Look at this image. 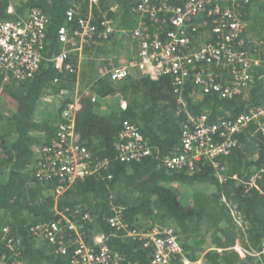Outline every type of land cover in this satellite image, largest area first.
<instances>
[{"label": "trees", "instance_id": "1", "mask_svg": "<svg viewBox=\"0 0 264 264\" xmlns=\"http://www.w3.org/2000/svg\"><path fill=\"white\" fill-rule=\"evenodd\" d=\"M69 1L80 5L83 14L88 10L89 0H13L14 11L9 12L10 0H0L1 19H14L34 8L42 10L49 19L43 50L45 58L34 77L3 87L0 83L3 100L14 103L12 115L5 119L6 131L0 130V240L2 227L9 225L11 234L23 239L26 264H70V255L56 254L50 243L32 236L29 227L37 221L53 219L56 205L58 209L79 207L94 218L88 226L89 235L102 231L108 234V243L135 264H150V249L143 248L137 240L124 237L123 231L115 234L110 226L108 218L116 203L125 206L124 220L131 227L150 225L154 221L175 225L186 257L191 260H196L204 250L206 236L211 233L214 247L207 251L203 264H264V256L241 258L234 249L238 240L246 250H257L264 241V117L254 120L237 134L243 142L242 148H235L220 158L225 165L224 180L210 163L200 162L193 172L171 170L163 163L165 157L179 151L182 125L188 113H206L211 121H216L264 105V62L251 71L252 80L246 94L233 98L202 95L195 93L193 83L188 81L181 100L174 92L170 76L139 73L114 82L100 76L89 64V71L82 79L92 82L91 90L97 100L81 95L76 129L81 142L94 157L111 160L110 168L97 178L77 180L58 197L56 179L34 176L32 133L41 131L51 140L56 133L52 120H63L62 109L74 98L76 73L59 72L49 61L61 50L58 30L65 21ZM113 1L118 8L110 11V16L120 27L133 28L137 20L133 7L137 0H101L99 6L94 7L95 17L109 9ZM152 1L173 6L183 4V0ZM255 3L252 0L242 11L249 12ZM152 26L164 29L156 23ZM108 40L93 45L92 54L108 48L104 43ZM90 62L94 64L95 59ZM55 78H58L56 82ZM68 93V98L60 101L59 111L52 113L53 119L51 116L36 119L43 97ZM124 120H129L148 139L153 147L151 156L138 162H123L118 158L115 143ZM200 184L207 187L202 189ZM174 261L180 264L179 259Z\"/></svg>", "mask_w": 264, "mask_h": 264}, {"label": "built area", "instance_id": "2", "mask_svg": "<svg viewBox=\"0 0 264 264\" xmlns=\"http://www.w3.org/2000/svg\"><path fill=\"white\" fill-rule=\"evenodd\" d=\"M13 0L9 12H13ZM101 0H89V5L98 7ZM252 0H183L181 6L152 0H137L133 7L136 25L129 32L137 40V56L126 62L102 69L100 76L110 81H122L131 69L144 74L170 76L174 92L180 100L188 81L195 93L217 94L233 98L247 91L252 76L251 59L247 50L246 20L240 16L242 7ZM118 5L95 17L81 15L78 6L69 1L65 21L59 27L58 40L61 50L49 61L59 72L77 73L71 56L77 55L87 61L97 59L92 46L108 40L119 30L125 31L110 16ZM49 19L40 9L34 8L26 15L14 19L0 18V83L19 84L33 78L45 58L46 28ZM156 23L164 32L155 29ZM58 78H55L56 82ZM92 83L82 92H77L72 101L62 109V118L56 125L54 137L41 147L35 161L34 176L38 179H56L57 196L65 192L77 180L99 177L110 168L109 158L98 159L81 142L76 129V111L82 94L97 96L91 90ZM264 117V105L250 108L235 117L211 121L208 114L188 113L182 125L179 151L165 157L166 168L188 169L193 172L197 165L210 163L220 178L225 165L221 157L233 149L242 148L237 134L254 120ZM117 156L123 162H138L153 154L148 139L129 120H124L120 136L115 143ZM106 174V173H105ZM259 172L254 175L253 180ZM111 178L110 174H106ZM125 206L114 204L108 218L110 226L123 236L141 243L150 249V264H200L186 257L183 245L172 224L158 221L131 227L125 222ZM91 213L84 209H55V217L40 220L29 227L36 239L50 243L59 255H70V264H135L109 243L108 234L97 231L91 235L88 226L93 221ZM89 239L87 240V238ZM0 264H25L24 243L20 236L12 235L9 225L2 227ZM246 255L262 258L264 241L257 250H244Z\"/></svg>", "mask_w": 264, "mask_h": 264}, {"label": "crops", "instance_id": "3", "mask_svg": "<svg viewBox=\"0 0 264 264\" xmlns=\"http://www.w3.org/2000/svg\"><path fill=\"white\" fill-rule=\"evenodd\" d=\"M115 2L116 1H113L110 6L116 5L117 3H115ZM255 2L256 3L253 4V6H251L249 12L246 13L245 11H240V16L242 18H244L246 20V23H247V25H246V27H247L246 28V35L248 38L247 50H248L249 57L251 59L250 74H251V71L253 72V69L255 68V66L260 65L261 63L264 62V57H263V54H264V29H263V27H264V0H255ZM76 5L78 6V10H79V13L81 15H88V16L94 15L95 16L94 8H92L90 5L88 6V10L85 12V14L82 13L80 5H78V4H76ZM121 27L125 28L124 26H121ZM125 29H126L125 31L119 30L114 35H112V37L110 38L112 40L109 39L110 44H113L111 48H113L114 51H112V50L105 51V49L102 50V52L95 51L96 53L94 55L97 57V59L95 60L94 64H92L90 61L83 60V59L79 58L77 55L71 56L72 62L76 65V68H77V73H76L77 81H76V85H75V90L73 92L74 95L77 92H82L83 89H85V87L89 86L92 83V82L89 83L88 80L84 81L82 79L83 76L86 75V73H88V71H89V64L93 65L97 69V72L99 71V73H100L102 69L111 67L113 65L122 64V63L126 62L127 60L137 56L138 50H139V44H138L137 40L132 38V36L129 32H126V31H131L132 28H125ZM96 45H99V44H96ZM106 46L108 47V45H106ZM94 67H92V69ZM139 73H142V71L139 69H131L129 75H138ZM91 76H94V75L91 73ZM93 81H94V79H93ZM247 91L245 92V94L247 93ZM69 94L70 93L59 95L56 97H50V96L43 97L44 101H42V103H40V106H39V108L35 114L36 119L37 120L38 119L43 120V119L48 118L50 116L53 119L52 113H55V112L57 113V111H59V108H61L60 101H63L64 99L68 98ZM70 98H72V94L70 95ZM51 101L53 103L50 104ZM2 104L3 105L0 109V124H1V121H5V119L10 117L14 111V109H13L14 103L9 104V103L3 101ZM123 106H126L125 101H123ZM42 113H45L47 115L43 116ZM52 121L54 124L57 125V123H58L57 120H52ZM32 135H33V139H34V142L31 145V149L33 151V156H32L33 158L32 159L35 162L41 154V147L45 143L50 141V138L47 139L46 135L43 132L37 131V130L34 131L32 133ZM253 177H252V182L255 181V179L253 180ZM220 179L224 180V178H220ZM177 185H179V184H177ZM196 187L197 188L200 187V188L204 189L205 187H207V185L206 184H200L199 187H198V185ZM191 189H193V187H191ZM56 194H58V193H56ZM55 209H58L57 205L55 206ZM65 209H67V208L58 209V210L64 212ZM232 212H233V214L236 215L234 210H232ZM236 221H237L238 225H240V226L242 225L241 221L238 218L236 219ZM211 239H212L211 233L207 234L206 243L204 244V250L202 252H200L199 255H197L198 258L196 259V260H198V262L200 264H203V262L205 261V255H206L207 251L211 250L214 247L212 242H211ZM234 249L239 253L241 258H244L247 256L244 253V250H246V249H244L240 240L237 241V243L234 246ZM218 250H221V249L218 248ZM25 264H26V261H25Z\"/></svg>", "mask_w": 264, "mask_h": 264}, {"label": "rangeland", "instance_id": "4", "mask_svg": "<svg viewBox=\"0 0 264 264\" xmlns=\"http://www.w3.org/2000/svg\"><path fill=\"white\" fill-rule=\"evenodd\" d=\"M110 40H112V39H110ZM110 40L104 42V43H106V45H108V48H106L105 51H110V50L114 51V49L111 48L113 44H110ZM95 57H96V56H95ZM3 99H4V96L0 93V109H1V107H2V105H3V104H2V102L4 101ZM51 103H53V102L51 101L50 104H51ZM124 105H125V104H124ZM42 115H43V116H46L47 114L42 113ZM1 128H4L5 131H6V129H7V127H6V121H1V124H0V130H1ZM178 186H179V185H178ZM179 187L182 188V186H179ZM183 188H184V187H183ZM182 191H185V190H182Z\"/></svg>", "mask_w": 264, "mask_h": 264}]
</instances>
